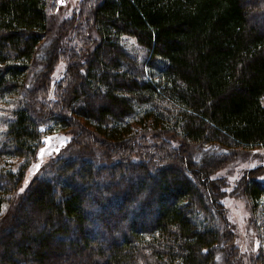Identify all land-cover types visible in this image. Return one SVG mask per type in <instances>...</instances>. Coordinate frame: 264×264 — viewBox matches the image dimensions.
Listing matches in <instances>:
<instances>
[{"label":"trees","instance_id":"obj_1","mask_svg":"<svg viewBox=\"0 0 264 264\" xmlns=\"http://www.w3.org/2000/svg\"><path fill=\"white\" fill-rule=\"evenodd\" d=\"M47 2L0 0V100L17 96L0 149L24 158L9 181L43 126L66 130L0 231V264H217L229 224L211 176L264 146V0H81L51 39ZM253 173L236 187L256 213Z\"/></svg>","mask_w":264,"mask_h":264},{"label":"rangeland","instance_id":"obj_2","mask_svg":"<svg viewBox=\"0 0 264 264\" xmlns=\"http://www.w3.org/2000/svg\"><path fill=\"white\" fill-rule=\"evenodd\" d=\"M80 2L81 0H48L46 10L51 28L48 39L57 35L58 27L79 9ZM90 33L94 38L95 33L91 30ZM71 35L72 33L63 37V40L70 47L78 44V41L73 38L74 35L71 39ZM121 41L129 50L140 55L139 60L145 61L143 51L137 46L133 37L124 35L121 37ZM65 66L66 60L62 57L56 63L52 73V83L63 76ZM16 101V95H9L0 100V147L2 134L7 123L11 120V112ZM261 101L264 105V96ZM42 130L44 131L43 151L41 149L38 152L36 159L28 166L18 183L12 184L9 181L10 172L22 170L24 158L4 154L0 149V198L4 200L0 211V231L7 227L11 217H13L20 195L35 175L37 168L42 163H46L47 158L55 156L58 153L56 150L60 146H64L61 138L65 137L60 134L66 130L56 127L53 123L43 126ZM123 164L126 165L124 162ZM251 171L254 172L253 176L256 180L264 182V146L262 145L238 150L234 157L211 176L217 185V200L224 206L225 217L229 224L226 228L230 242L218 246L217 264H258L257 258L264 224V209L261 207L264 208V202L254 213L248 199L239 193V188L236 187L241 177L246 174L252 175L250 174ZM124 174L129 175V173ZM26 204V202L23 203L21 210L22 212L28 210V213L29 207L27 208ZM41 215L37 213L35 216L40 218Z\"/></svg>","mask_w":264,"mask_h":264},{"label":"snow or ice","instance_id":"obj_3","mask_svg":"<svg viewBox=\"0 0 264 264\" xmlns=\"http://www.w3.org/2000/svg\"><path fill=\"white\" fill-rule=\"evenodd\" d=\"M41 151H43V149Z\"/></svg>","mask_w":264,"mask_h":264}]
</instances>
